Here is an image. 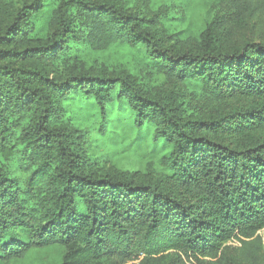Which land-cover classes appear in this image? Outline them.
I'll list each match as a JSON object with an SVG mask.
<instances>
[{
  "label": "trees",
  "instance_id": "trees-1",
  "mask_svg": "<svg viewBox=\"0 0 264 264\" xmlns=\"http://www.w3.org/2000/svg\"><path fill=\"white\" fill-rule=\"evenodd\" d=\"M0 10V155L35 168L21 189L0 167V264H260L264 242V42L238 41L264 0H227L193 39L171 43L159 14L118 0H11ZM95 51L123 45L180 86L151 88L130 72H51L71 44ZM199 92V93H198ZM216 106L203 108L204 95ZM91 98L102 118L124 103L135 126H154L171 147L164 164L141 176L98 173L86 132L62 124L63 103ZM20 234L19 236L17 234ZM236 245V248L233 247Z\"/></svg>",
  "mask_w": 264,
  "mask_h": 264
},
{
  "label": "rangeland",
  "instance_id": "rangeland-1",
  "mask_svg": "<svg viewBox=\"0 0 264 264\" xmlns=\"http://www.w3.org/2000/svg\"><path fill=\"white\" fill-rule=\"evenodd\" d=\"M63 1L65 0H44L48 11ZM118 1L136 12L158 13L159 28L171 43L177 35L181 39L196 38L218 13L232 11V6L227 0ZM12 4L11 0H0V10L10 12L13 9ZM248 14L251 18L246 26L236 25V14L230 16L234 19L230 26L236 39L264 42V4H259ZM67 56L66 59L54 62L49 70L57 74L68 70L76 72L103 70L109 73L126 71L139 77L146 84L149 83L151 88L161 91L180 90V86L171 81L139 48L117 45L101 52L73 42ZM199 102L203 108H212L217 103L214 98L206 95L201 97ZM62 105L64 107L62 124L86 132L85 145L94 171L98 173L119 171L141 176L152 167L157 174L168 173L164 162L170 154L171 147L164 141H153V125L138 129L135 126V115L126 104L115 103L109 106L105 120L98 105L91 98L76 95ZM12 145V153H18L21 159L13 156L5 159L0 155V167L25 190L27 177L31 169L35 168V164L32 163L29 149L19 143L13 142ZM259 234L264 242V230ZM233 247L236 248V245ZM143 257L144 255L140 254L132 264H141ZM54 261L55 253L48 251L40 253L34 263L53 264ZM259 262L264 264V252L260 253Z\"/></svg>",
  "mask_w": 264,
  "mask_h": 264
}]
</instances>
